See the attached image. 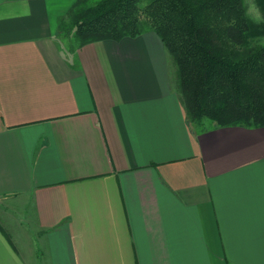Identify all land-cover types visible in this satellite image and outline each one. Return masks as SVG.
Here are the masks:
<instances>
[{"label":"crops","instance_id":"obj_1","mask_svg":"<svg viewBox=\"0 0 264 264\" xmlns=\"http://www.w3.org/2000/svg\"><path fill=\"white\" fill-rule=\"evenodd\" d=\"M75 2L0 0V264H264V126L190 121L154 31L65 50Z\"/></svg>","mask_w":264,"mask_h":264},{"label":"trees","instance_id":"obj_2","mask_svg":"<svg viewBox=\"0 0 264 264\" xmlns=\"http://www.w3.org/2000/svg\"><path fill=\"white\" fill-rule=\"evenodd\" d=\"M85 1L67 14L75 46L154 31L176 64L190 121L264 126V46L242 56L237 46L251 29L243 0H152L143 8L141 0Z\"/></svg>","mask_w":264,"mask_h":264},{"label":"rangeland","instance_id":"obj_3","mask_svg":"<svg viewBox=\"0 0 264 264\" xmlns=\"http://www.w3.org/2000/svg\"><path fill=\"white\" fill-rule=\"evenodd\" d=\"M99 0H86V5H94ZM152 0H141L140 8L145 7ZM246 10V14L249 20L250 31L247 34L246 45L242 46L237 44L238 48L242 50L239 56L248 54L252 49L258 46H264V0H243ZM144 18V16H141ZM63 30L60 31L59 39L62 42V46L65 50H70L71 46H75L76 40L74 39L73 27L70 23V17L67 15L63 18L62 23ZM75 43V44H74ZM71 45V46H70ZM246 47V48H243ZM173 60V59H172ZM173 66L176 68V64L173 61ZM176 77H178L177 68L175 69ZM259 83L264 86V81L260 80ZM204 126H209L210 121L208 119L202 120Z\"/></svg>","mask_w":264,"mask_h":264}]
</instances>
